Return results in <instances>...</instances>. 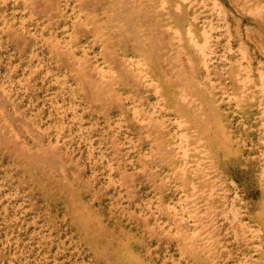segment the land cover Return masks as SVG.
<instances>
[{
    "label": "rangeland",
    "instance_id": "1",
    "mask_svg": "<svg viewBox=\"0 0 264 264\" xmlns=\"http://www.w3.org/2000/svg\"><path fill=\"white\" fill-rule=\"evenodd\" d=\"M202 1L0 0V264H264L262 93Z\"/></svg>",
    "mask_w": 264,
    "mask_h": 264
},
{
    "label": "crops",
    "instance_id": "2",
    "mask_svg": "<svg viewBox=\"0 0 264 264\" xmlns=\"http://www.w3.org/2000/svg\"><path fill=\"white\" fill-rule=\"evenodd\" d=\"M225 1L228 3L226 11L231 14V34L238 45L236 58L246 62L247 75L240 81L244 82L247 92L262 93V103L258 107L264 124V0ZM202 5L208 6V1L203 0Z\"/></svg>",
    "mask_w": 264,
    "mask_h": 264
}]
</instances>
